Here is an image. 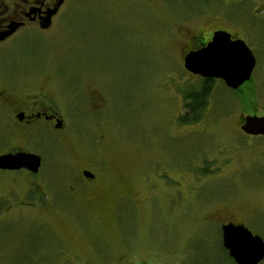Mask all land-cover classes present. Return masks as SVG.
I'll list each match as a JSON object with an SVG mask.
<instances>
[{
    "label": "rangeland",
    "instance_id": "374dc122",
    "mask_svg": "<svg viewBox=\"0 0 264 264\" xmlns=\"http://www.w3.org/2000/svg\"><path fill=\"white\" fill-rule=\"evenodd\" d=\"M216 27L239 35L257 63L237 89L214 79L189 121L185 94L204 80L185 68L183 50L190 34ZM12 74L24 92H50L66 120L21 139L44 154L61 198L42 215L0 218V264H117L123 255L143 264L145 253L146 264H234L205 218L242 216L248 203L263 207L253 228L264 236V134L240 129L242 115L264 114V0H67L51 30L0 48V84ZM89 93L103 103L98 116ZM82 164L98 174L95 214L64 193L70 182L81 188Z\"/></svg>",
    "mask_w": 264,
    "mask_h": 264
},
{
    "label": "flooded vegetation",
    "instance_id": "af4514ba",
    "mask_svg": "<svg viewBox=\"0 0 264 264\" xmlns=\"http://www.w3.org/2000/svg\"><path fill=\"white\" fill-rule=\"evenodd\" d=\"M66 1L0 0V48L31 30H51ZM216 30H226L232 34L233 38H241L225 27L212 28L208 35L197 31L190 34V45L183 50L185 55L189 51L202 48L212 39ZM202 78L205 81L206 78ZM2 79L5 82L0 84V155L15 154L20 151L34 152L41 156V165L37 172L27 168H0V218L5 219L6 214L16 212L18 211L17 209L22 208L32 209L36 214L42 215L45 212L53 211V206L61 198V195L58 194L61 193V188L57 186L56 179L45 178L51 174L43 171L45 164L44 154L41 151H34L23 145L21 139L32 142L38 140V138L40 140L44 136L42 134H49V131L63 130L66 116L58 110L56 99L50 92H24L23 87H25V84H16L14 74L10 75L12 82H6L5 77ZM47 79L50 81L51 77H46L45 80ZM89 99L93 107V114L98 116L103 109L100 96L89 93ZM247 114L242 115V123L243 117ZM60 123L61 125H59ZM242 123L240 124L241 130ZM75 166L77 168L74 174L81 180L79 183L81 188L76 190V185L70 182L64 193L69 192L71 195L74 192L77 195L79 193L77 200L82 202L84 206L90 207L96 203V197L100 192L97 185L94 184L98 179V174L85 164ZM48 190H51L50 194ZM94 207L93 205V214H95ZM245 207L246 210L242 216H235L231 211L223 210L221 212L219 210L211 217L205 218L206 224L214 226L222 245V228L229 223L243 225L254 235H260L264 240L261 232L253 228L254 222L258 220L260 223L262 219L263 207L260 203H248ZM224 249L233 263L238 264L229 255L228 250L225 247ZM145 254L141 257L143 264H146L145 261L148 257V253ZM116 260L117 264H120L118 261L134 264L127 255L120 256ZM257 264H264V258L258 261Z\"/></svg>",
    "mask_w": 264,
    "mask_h": 264
},
{
    "label": "water",
    "instance_id": "95a60500",
    "mask_svg": "<svg viewBox=\"0 0 264 264\" xmlns=\"http://www.w3.org/2000/svg\"><path fill=\"white\" fill-rule=\"evenodd\" d=\"M256 63V56L247 43L242 38H233L226 30H216L208 43L189 51L184 57V66L191 73L205 78H220L233 89L251 78ZM241 128L247 134H264V114L245 115ZM40 165L41 156L34 152L0 155V168H27L37 172ZM222 230L223 246L236 263L257 264L264 258V240L260 235L233 223L225 224Z\"/></svg>",
    "mask_w": 264,
    "mask_h": 264
},
{
    "label": "trees",
    "instance_id": "16d2710c",
    "mask_svg": "<svg viewBox=\"0 0 264 264\" xmlns=\"http://www.w3.org/2000/svg\"><path fill=\"white\" fill-rule=\"evenodd\" d=\"M214 79L215 78H206L203 83V87L199 91L198 89L192 88L186 92L185 96L189 99V101L185 102V107L189 109V121L199 119V115L202 109L206 106L208 102L207 99L211 91V86ZM182 119L186 120L184 118Z\"/></svg>",
    "mask_w": 264,
    "mask_h": 264
}]
</instances>
